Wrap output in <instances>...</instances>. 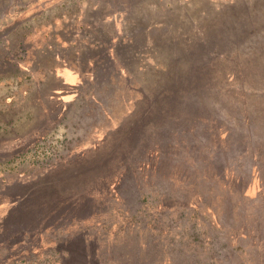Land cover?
I'll use <instances>...</instances> for the list:
<instances>
[{
  "label": "rangeland",
  "instance_id": "rangeland-1",
  "mask_svg": "<svg viewBox=\"0 0 264 264\" xmlns=\"http://www.w3.org/2000/svg\"><path fill=\"white\" fill-rule=\"evenodd\" d=\"M0 29V141L44 133L0 155V264H264V0H0Z\"/></svg>",
  "mask_w": 264,
  "mask_h": 264
},
{
  "label": "trees",
  "instance_id": "trees-1",
  "mask_svg": "<svg viewBox=\"0 0 264 264\" xmlns=\"http://www.w3.org/2000/svg\"><path fill=\"white\" fill-rule=\"evenodd\" d=\"M41 127V125H36L23 135L15 136L10 140L0 141V155L12 154L20 156L31 150V148L35 146L39 141H41L44 137L43 129ZM130 129L131 127L128 130ZM128 130L124 128L122 131H125L126 134V131ZM82 157H84V155Z\"/></svg>",
  "mask_w": 264,
  "mask_h": 264
},
{
  "label": "crops",
  "instance_id": "crops-1",
  "mask_svg": "<svg viewBox=\"0 0 264 264\" xmlns=\"http://www.w3.org/2000/svg\"><path fill=\"white\" fill-rule=\"evenodd\" d=\"M36 4H37L36 2L30 3V4L26 5L24 7V9H21V7H19L16 10L18 12H20V11H30L31 9L36 7ZM0 30H2V29H0ZM63 71L66 72V75H64L62 73V77L63 78H62V80L59 81L60 86L56 89L58 91V93H59V95L56 97V99L57 100H61V101H62V99H64L62 93H64V94L67 93L69 89H72L73 86L77 85V83H78V81L80 79V76L77 74V72L72 70V69H70V68L69 69L68 68L63 69Z\"/></svg>",
  "mask_w": 264,
  "mask_h": 264
}]
</instances>
